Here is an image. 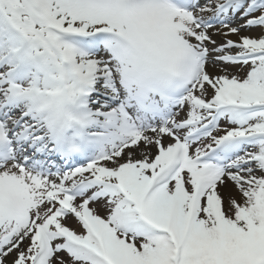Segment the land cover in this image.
Masks as SVG:
<instances>
[{
	"label": "snow or ice",
	"instance_id": "obj_1",
	"mask_svg": "<svg viewBox=\"0 0 264 264\" xmlns=\"http://www.w3.org/2000/svg\"><path fill=\"white\" fill-rule=\"evenodd\" d=\"M0 264H264V0H0Z\"/></svg>",
	"mask_w": 264,
	"mask_h": 264
},
{
	"label": "rangeland",
	"instance_id": "obj_2",
	"mask_svg": "<svg viewBox=\"0 0 264 264\" xmlns=\"http://www.w3.org/2000/svg\"><path fill=\"white\" fill-rule=\"evenodd\" d=\"M245 34H251V35H255V34H256V32H255V31H253V32H251V33H245ZM217 39H219V38H217ZM233 39H235V37H233Z\"/></svg>",
	"mask_w": 264,
	"mask_h": 264
}]
</instances>
